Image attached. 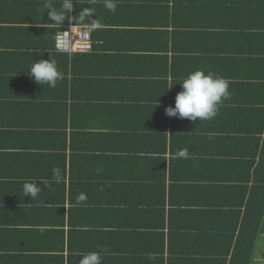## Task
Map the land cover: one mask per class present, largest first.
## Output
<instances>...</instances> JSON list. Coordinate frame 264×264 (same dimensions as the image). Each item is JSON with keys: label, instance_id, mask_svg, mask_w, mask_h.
I'll return each mask as SVG.
<instances>
[{"label": "crops", "instance_id": "obj_1", "mask_svg": "<svg viewBox=\"0 0 264 264\" xmlns=\"http://www.w3.org/2000/svg\"><path fill=\"white\" fill-rule=\"evenodd\" d=\"M105 18L111 24L100 26L103 28L100 32L117 29L112 15ZM196 18L203 19L202 25L208 22L204 17ZM141 19L163 21L162 17L158 20L155 15L148 17V14ZM124 24L129 25L130 30L147 32L151 39L145 41L137 32L121 28L122 40L119 39V48L114 49L111 48L112 33L105 34L108 51L122 53L123 57L116 59L107 56L106 48L100 45L103 40H98L100 44L93 53L100 66L93 73L99 77L97 89L91 87L90 91H98L100 98L90 99L92 103L87 108L95 113L103 112L106 117L102 121L99 119L96 124L95 117L87 115L85 128L78 127L80 118L74 124L67 122L64 155L60 148L63 139L58 145L56 137L38 142L33 137L26 145L0 137V264H81L84 255L91 252L100 254L102 264H150L147 260L153 256L151 246L159 237L151 235L155 231L152 217H142L139 212L144 208L143 200L148 201L152 195L147 191L151 182L146 175L154 178V170L158 167L149 158L159 152L168 163L170 154L178 151L183 154L195 148V153L186 156L191 158L189 164L177 170V176L195 179L193 183L201 180L205 185L199 191L194 189L193 201H211L214 197L209 204L212 211H236L243 207L240 203L247 201L248 194L242 196L241 192L248 184L242 187L244 183L233 165L240 159V171L244 174L245 158L234 154L242 148L237 128L247 126L253 113L251 108L256 107L253 104L256 92L250 89V69L255 66L248 55L249 38L244 39L239 32H224L208 40L205 28L184 33L187 27H183L170 33L171 27L159 24L146 28L127 18ZM0 25L7 27L9 23ZM41 32L30 33V41L40 43L48 34ZM161 39L168 40L174 49L192 53L190 55L197 58L184 71L183 64L177 67L154 53V56H147L148 51L137 50L140 45L155 44ZM18 40L19 35L15 33H0V51H6L1 52L6 53L0 59L2 63L9 64L16 53L23 52L17 48ZM216 45H223L234 54L214 51ZM160 55L170 58L172 52ZM7 67L0 65V71ZM197 69L226 78L229 97L223 100L217 115L210 120L193 122L167 116L165 108L174 106L175 96L181 90L179 83ZM58 70L63 71L64 67ZM261 70L264 73V67L261 66ZM65 88L63 94L69 115L73 109L70 105L78 108L79 101L84 99L77 92L89 90L83 81L77 88L71 84ZM8 95L0 92V111L12 116L14 113L9 111V106L19 100L16 98L9 105ZM53 114L50 113L55 117ZM121 123L124 133L116 131L114 126ZM154 130L157 138L153 140L150 135ZM185 132L188 133L186 143L181 138ZM212 136H216V140L212 141ZM227 151L231 152L229 157H233L230 161L225 155ZM54 168L59 170L58 180L53 174ZM135 177L143 182H136L132 179ZM25 184L37 187L36 197L25 194ZM160 230L167 240V228ZM261 237L264 240V225L262 231L260 225L251 264H264L263 245H259ZM209 250L213 252L214 248L210 246Z\"/></svg>", "mask_w": 264, "mask_h": 264}, {"label": "trees", "instance_id": "obj_2", "mask_svg": "<svg viewBox=\"0 0 264 264\" xmlns=\"http://www.w3.org/2000/svg\"><path fill=\"white\" fill-rule=\"evenodd\" d=\"M108 2L114 4L115 11L106 6ZM52 12H55L60 19L51 20L49 16ZM147 14L148 17L155 15L158 20L162 17L163 21L142 20L141 17ZM109 15H112L113 22H116L117 25L114 27L117 29H104L109 33L104 30L100 32L103 29L100 26L111 24L105 18ZM196 16L204 17L211 23L205 21L202 25L203 19ZM253 16H255L254 19ZM126 18L135 25L146 28L157 24L169 26L170 33L177 32V28L183 27H187L184 33L197 32L196 28H205L208 40H212L211 36L217 37L224 32L228 34L239 32L244 39L249 38L248 55L250 63H254L253 66H255L253 68L251 66L250 69V89L256 92V101L253 102L256 107L251 108L253 113L247 126L244 129L237 128L240 131L239 136L242 140L240 147L242 148L241 151H233L239 158H245L244 174L240 171V159H237L233 167L244 183L242 187L248 184L241 192L242 196L248 194L245 198L247 201L240 203L243 207L236 211H212L209 204L213 203L214 197L210 198L211 201H193L194 189L199 191L205 185L201 183V180L199 183H193L195 179H187L179 174L177 176L180 166L189 164L191 158L186 156L195 153L193 147L183 154L179 151L176 152L177 154H170L168 163L162 152L149 158L158 164V167L154 170V178L146 175L151 182L147 185V191L152 195L150 199H147L148 201L143 200L145 205L139 213L142 217H152L151 223L154 225L152 228L155 231L151 235L159 237V241L151 246L150 251L153 256L152 259L147 260L150 264H251L260 225L261 231L264 225V100H261V96H264V73H261V66L264 67V23L262 24L264 0H0V24L9 23L7 27L0 25V33L12 32L19 35L17 48L20 51L23 50L22 53H16L12 60L8 61L9 64L0 61V65L8 66L0 71V92L9 94V105L16 98L19 100L9 106V111L14 115L1 114L0 111V137L4 141L25 142L24 145L33 137L37 138V142L44 138L56 137L58 145L63 139L60 148L64 155L67 122L74 124L80 118L78 127H81L87 115L94 116L96 124L99 119L102 121L106 117L103 112L95 113L87 108V105L91 106L90 99L96 101L100 98L98 91H90L91 87L97 89L96 82L99 76L93 72L100 66L95 58L96 53L93 52H96L97 44H100L98 40H103L100 45L106 48L109 54L107 56H113L114 59L123 57L119 51H108L104 35L112 33L111 48H119V39L122 40L119 35L121 28L127 30L131 28L124 24ZM71 22L92 25L94 42L91 52L67 53L56 49L57 30ZM39 31L48 32V34L42 37L40 43L34 44L30 41L29 34ZM130 31L137 32L145 41L151 39L148 38L147 32ZM216 41L219 42L217 38ZM12 46L14 48L13 43ZM213 49L234 54L232 51H227L223 45H216ZM31 50H37V52ZM137 50L148 51L147 56H154L152 55L154 53L159 58H164V61H171L177 67L183 64L184 71L197 58L190 55L192 53L174 49L166 39H161L155 44L151 42L140 45ZM169 50L172 52L170 58L168 55L164 57L160 55L168 53ZM1 52L6 51H0V59L6 54ZM42 58L56 60L58 68L64 67L63 71L59 70L63 73V79L57 81L55 88L47 84L39 85L28 75L32 63ZM80 81L85 83L89 91L77 92L80 94L78 96L84 97L85 100L79 101L78 108L71 104L70 108L72 106L73 109L68 115V105L63 94L66 92L65 87L71 84L73 88H77ZM53 95L56 97L52 98ZM50 113H54L55 117H52ZM114 126L117 127L116 131L124 133V124ZM187 135L188 133L185 132V136L181 137L184 143L188 141ZM150 137L153 140L156 139L157 132L152 131ZM215 138L216 136H212V141L216 140ZM212 141L211 143L208 141V145H211ZM127 144H130L129 141ZM219 153L221 152L218 151ZM229 154H231L230 151L225 152L230 161L233 157H229ZM149 165L153 164L149 163ZM131 174L137 173L131 172ZM132 179L143 182L136 177ZM230 194L234 198L233 193ZM162 227L168 230L167 240L160 230ZM205 238L208 240H204ZM210 246L214 248L213 252L209 250Z\"/></svg>", "mask_w": 264, "mask_h": 264}, {"label": "clouds", "instance_id": "obj_3", "mask_svg": "<svg viewBox=\"0 0 264 264\" xmlns=\"http://www.w3.org/2000/svg\"><path fill=\"white\" fill-rule=\"evenodd\" d=\"M110 10L115 11L114 4L108 2L106 5ZM51 20H59L55 13H50ZM29 76L39 85L47 84L55 88L57 81L63 79V73L58 70L56 62L49 59L36 60L29 69ZM180 91L175 96L174 106L165 108V114L169 117L187 118L195 122L197 119L210 120L219 111L223 100L230 95L229 83L226 78L211 71L197 69L187 74L179 83ZM159 105V101H158ZM56 179H59V170L53 169ZM25 194L36 197L38 189L33 184L24 185ZM81 264H102L99 253L91 252L84 255Z\"/></svg>", "mask_w": 264, "mask_h": 264}, {"label": "built area", "instance_id": "obj_4", "mask_svg": "<svg viewBox=\"0 0 264 264\" xmlns=\"http://www.w3.org/2000/svg\"><path fill=\"white\" fill-rule=\"evenodd\" d=\"M91 31V25L71 22L57 30L55 47L58 51L67 53L89 51L92 48Z\"/></svg>", "mask_w": 264, "mask_h": 264}, {"label": "rangeland", "instance_id": "obj_5", "mask_svg": "<svg viewBox=\"0 0 264 264\" xmlns=\"http://www.w3.org/2000/svg\"><path fill=\"white\" fill-rule=\"evenodd\" d=\"M261 242V243H260ZM259 245L261 246V245H263V249H264V240H263V238L261 237V240L259 241Z\"/></svg>", "mask_w": 264, "mask_h": 264}]
</instances>
